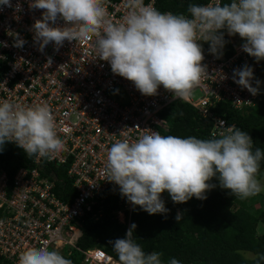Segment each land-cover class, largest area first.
Wrapping results in <instances>:
<instances>
[{
  "label": "clouds",
  "instance_id": "9594fccd",
  "mask_svg": "<svg viewBox=\"0 0 264 264\" xmlns=\"http://www.w3.org/2000/svg\"><path fill=\"white\" fill-rule=\"evenodd\" d=\"M105 0H29V8L39 9L31 30L38 50L52 43L56 48L65 41H91L95 57L107 61L113 74L131 81L143 95L157 94L158 88L172 93L178 100H188L192 90L206 74L204 54L198 41L209 44L208 51L219 57L226 43L224 32L238 34L244 40L242 50L256 61L264 60V0H230L221 4L190 3L188 16L161 12L144 0H124L126 14L121 21L108 18ZM0 5L12 7L11 0ZM20 10V5H16ZM63 21V25L57 23ZM13 36V46L22 47L24 39ZM0 44L7 46L6 42ZM51 63V58L48 59ZM251 66L233 70L234 82L252 95ZM219 138H181L161 135L158 131L141 134L135 141H116L106 153L105 179L119 186L122 197L133 207L149 215L166 214L169 209L161 194H169L173 203H185L192 197L206 199V192L216 185L230 190L244 200L264 191L258 178L264 152L253 145L247 132L236 125L224 126ZM67 133L69 129H60ZM6 141L22 148L28 158L49 159L65 148L58 136L52 110L45 103L30 106L0 100V150ZM104 179V180H105ZM183 219L177 212V223ZM132 223L124 238L109 243L119 264H163L162 253H145L133 238ZM260 259L264 260V256ZM18 264H72L55 248H29L21 253ZM168 264H181L171 258Z\"/></svg>",
  "mask_w": 264,
  "mask_h": 264
},
{
  "label": "built area",
  "instance_id": "2783aa9c",
  "mask_svg": "<svg viewBox=\"0 0 264 264\" xmlns=\"http://www.w3.org/2000/svg\"><path fill=\"white\" fill-rule=\"evenodd\" d=\"M144 2L155 7L154 0ZM224 3L230 0H221ZM11 4L0 5V41L7 43L0 44V100L25 106L49 105L65 148L44 162L34 157L31 167L17 170L10 188L6 174L0 171V261L18 264L21 253L29 248H55L62 255L75 248L77 240L72 243V236L74 232L80 234V220L100 218L103 207L98 198L110 187H119L105 179L108 148L118 140L132 142L152 131L162 135L167 123L160 112L173 102L193 107L198 120L209 123V136L215 133L219 138L223 131L219 121H224L225 127L236 124L218 113L216 105L229 103L238 111L253 108L263 94L260 79L264 60L256 61L245 53L241 47L244 40L238 34L230 36L221 30L226 43L219 57L208 51L207 42L198 41L206 74L191 94L199 91V98L194 100L190 95L186 101L175 99L162 85L156 95L146 96L131 81L113 74L107 61L95 57L91 41H65L59 48L50 43L39 51L31 26L41 18L42 10L30 9L29 0H11ZM104 7L113 22L126 14L124 0H105ZM57 23L63 25L62 20ZM10 32L24 39L22 47L13 46ZM245 64L253 69V86L257 87V79L260 81L257 95L233 80V70ZM64 127L69 129L67 133L60 130ZM47 164L65 168L68 191L63 180L45 168ZM63 191L65 197L61 198ZM119 205L121 209L115 214L124 216L122 223L128 226L132 205L127 201ZM77 250L81 264H119L100 247Z\"/></svg>",
  "mask_w": 264,
  "mask_h": 264
},
{
  "label": "trees",
  "instance_id": "16d2710c",
  "mask_svg": "<svg viewBox=\"0 0 264 264\" xmlns=\"http://www.w3.org/2000/svg\"><path fill=\"white\" fill-rule=\"evenodd\" d=\"M155 8L161 12L190 15L187 12L190 3H205V0H154ZM264 74V62L261 67ZM216 111L224 114L229 122H234L241 130L248 133L254 148L259 147L264 152V93L253 108L234 110L229 103H218ZM167 125L162 135H174L181 138L194 136L209 139V123L199 121L196 111L189 104L175 101L160 112ZM34 157L28 158L24 150L13 143L5 142L0 150V171L8 179V188L21 167H31ZM44 162V159L42 160ZM47 170L63 180L65 190H69V182L65 178V168L47 164ZM264 171V160L260 162L258 176ZM209 183L216 185L206 192V199L192 197L185 203H173L171 198L165 199L166 214L149 215L139 206L131 208L128 226L120 223L118 215L120 202H126L119 187L112 186L98 199L102 201V216L97 220L82 218L78 225L80 230L72 242L75 248H70L63 256L72 264H81V254L77 249L100 247L118 260L110 241L124 238L132 223L136 224L133 238L145 253L157 251L162 253L163 264H168L171 258L181 261V264H264L260 259L264 256V203L259 208L255 196L241 200L230 193V190L219 186L213 177ZM64 198V191L59 193ZM67 201L71 199L65 198ZM177 212L183 219L175 220ZM127 217V212H125ZM79 236V237H78ZM78 238V239H77ZM241 252L250 253L244 257ZM0 264H9L0 261Z\"/></svg>",
  "mask_w": 264,
  "mask_h": 264
},
{
  "label": "rangeland",
  "instance_id": "374dc122",
  "mask_svg": "<svg viewBox=\"0 0 264 264\" xmlns=\"http://www.w3.org/2000/svg\"><path fill=\"white\" fill-rule=\"evenodd\" d=\"M260 80H261V84L260 85H261L262 91L264 93V74L261 76V79ZM200 96H201V94H200L199 91H194L191 94V97L194 100L197 99V98H199ZM258 178L260 179L261 184H264V171H262V173L258 176ZM162 195L165 197V199H168V198L170 199V196L167 193V191L163 192ZM255 197H256L257 202H259V203L255 204V208H259L261 206L260 203L261 202L264 203V191H261V193L258 194V195H256ZM122 218L120 220L121 222L124 221V216H122ZM263 230H264V227H261V226L258 227V231L259 232H261V231L263 232ZM241 253H242V255L244 257H250V253H248V252H241Z\"/></svg>",
  "mask_w": 264,
  "mask_h": 264
},
{
  "label": "bare ground",
  "instance_id": "6f19581e",
  "mask_svg": "<svg viewBox=\"0 0 264 264\" xmlns=\"http://www.w3.org/2000/svg\"><path fill=\"white\" fill-rule=\"evenodd\" d=\"M121 218H122V216H119L118 215V221L120 222V223H122L120 220H121ZM123 219V218H122ZM77 234V232H74V234H73V236H72V241H73V239H74V237H75V235ZM73 243V242H72Z\"/></svg>",
  "mask_w": 264,
  "mask_h": 264
}]
</instances>
